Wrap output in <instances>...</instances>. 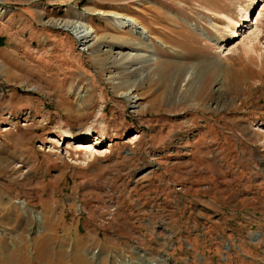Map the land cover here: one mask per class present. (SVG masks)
<instances>
[{"label":"rangeland","instance_id":"obj_1","mask_svg":"<svg viewBox=\"0 0 264 264\" xmlns=\"http://www.w3.org/2000/svg\"><path fill=\"white\" fill-rule=\"evenodd\" d=\"M141 257L264 264V0H0V264Z\"/></svg>","mask_w":264,"mask_h":264},{"label":"bare ground","instance_id":"obj_2","mask_svg":"<svg viewBox=\"0 0 264 264\" xmlns=\"http://www.w3.org/2000/svg\"><path fill=\"white\" fill-rule=\"evenodd\" d=\"M118 17H120V16H117V17H115V18H118ZM123 17H125V16H123ZM121 24H122V26L124 27V26H128V27H131V28H134V30H135V32H133V31H131L132 33H137V34H140L141 33V31L140 30H142L143 31V27H142V24L141 23H139V22H137L135 19H133V18H128V19H125V20H123V21H121ZM53 25H55L56 27H62V28H65V29H69V30H78V32L79 33H82V37H81V39L80 40H82V42L84 43V44H86V43H89V42H91V43H97L98 42V37H97V35H96V33H94V30H92V28L91 27H86V26H84L83 24H82V22L81 23H78V24H75V23H71V22H69V20L68 21H60V20H56V21H54L53 22ZM100 38V37H99ZM130 42V41H129ZM128 44H130V43H128ZM131 44H133V43H131ZM134 44L136 45V46H143V42H141V41H136V42H134ZM145 45V44H144ZM140 57V54L139 53H135V54H131V53H127L126 55H124V54H122V55H119V60H117V61H119V63L118 64H120V63H122V61L123 60H130V61H134V60H136L137 62H140V60L138 59ZM154 59H155V57H154ZM114 60H115V58H114ZM135 61V62H136ZM141 63V62H140ZM210 63V62H209ZM133 65V64H132ZM136 66V65H135ZM139 67V66H138ZM138 67H137V69H138ZM134 70V69H133ZM187 76V75H186ZM192 77V73H190V75H189V79L188 80H190V78ZM232 77H233V81L234 82H237V80H238V77H239V74L237 73V71H233L232 72ZM217 88H221V85H220V83H219V86L217 87ZM132 89V88H131ZM131 89H130V91H131ZM127 93H129V91L127 92ZM126 93V94H127ZM131 93V92H130ZM126 96V95H125ZM127 99L128 100H130L131 102H133L132 101V97H130L129 95L127 96ZM135 99V98H134ZM133 99V100H134ZM21 206L24 208V205L21 203ZM92 257V256H91ZM140 262H142V264H162V263H160V262H158L157 260H155L154 262L153 261H148V260H144V258L143 257H141L140 258Z\"/></svg>","mask_w":264,"mask_h":264},{"label":"crops","instance_id":"obj_3","mask_svg":"<svg viewBox=\"0 0 264 264\" xmlns=\"http://www.w3.org/2000/svg\"><path fill=\"white\" fill-rule=\"evenodd\" d=\"M248 241V240H247ZM257 242H252V241H250V243H246V244H244V245H246V246H248L249 247V249L248 250H250V251H253V253H249V255L248 256H250L249 258H248V256H243L242 258L243 259H248V260H244V261H253V262H255V260L258 258V256H259V251H257V249H258V246H257ZM214 255H216V254H218L217 252H212ZM220 254V253H219ZM215 259H217V258H215ZM218 260H216V262H217ZM248 264L250 263V262H247ZM259 263V262H258Z\"/></svg>","mask_w":264,"mask_h":264}]
</instances>
